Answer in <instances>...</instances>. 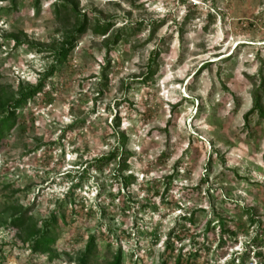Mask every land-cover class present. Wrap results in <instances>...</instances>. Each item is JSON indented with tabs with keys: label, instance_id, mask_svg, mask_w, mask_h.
<instances>
[{
	"label": "rangeland",
	"instance_id": "374dc122",
	"mask_svg": "<svg viewBox=\"0 0 264 264\" xmlns=\"http://www.w3.org/2000/svg\"><path fill=\"white\" fill-rule=\"evenodd\" d=\"M261 78L264 0H0V264H264Z\"/></svg>",
	"mask_w": 264,
	"mask_h": 264
},
{
	"label": "trees",
	"instance_id": "16d2710c",
	"mask_svg": "<svg viewBox=\"0 0 264 264\" xmlns=\"http://www.w3.org/2000/svg\"><path fill=\"white\" fill-rule=\"evenodd\" d=\"M72 12V11H71ZM77 16L75 13V10L72 12ZM76 24V30L69 35H66L64 40L61 42L62 48L59 50L58 53H60L59 59H64L66 55H68L74 48L75 45V38L76 35H80L85 31V23L79 22L75 20ZM106 29H103L101 33H103ZM155 58H157V52H153L151 54V57L149 59L150 65H148L149 75H151L153 72L152 65L155 64ZM41 85L39 87L35 88H28L24 92L19 93V98L17 101L14 102L11 106H4V104H0V140L4 136L5 132H8L12 129L15 119H16V112L21 109V107L24 105V103L27 100L33 99L37 93H40ZM264 99V78H261L259 80V86L253 91L252 93V106L251 110L248 114L255 113L260 118L264 119V111L262 108ZM246 118V116H245ZM114 128L119 127L118 121H114ZM122 146H124V142H122ZM123 153L119 154L121 156ZM118 157L117 151H112L108 156H102L100 158V162H107L110 159H115ZM125 162V160H122ZM182 221H189L185 217L181 218ZM10 225L14 226L15 228L22 230L23 233L26 234V236L31 237L32 241L34 243V250H43L47 251L50 246L54 243L55 237L53 236L52 232L54 231V227L56 226V220L55 215H53L49 221L48 224L45 225V229L38 233L37 230H35L34 224L30 221V219H27L25 214L22 212L20 215H18L16 218H11ZM95 249L94 245V237H90L89 242L86 246L85 253L82 255L81 259L79 260V264H88L89 259H91L93 251ZM237 259V258H236ZM234 259L230 260L228 264H234ZM122 256L120 251H116V253L113 255L112 261L109 264H121ZM180 259H177L175 264H179Z\"/></svg>",
	"mask_w": 264,
	"mask_h": 264
}]
</instances>
